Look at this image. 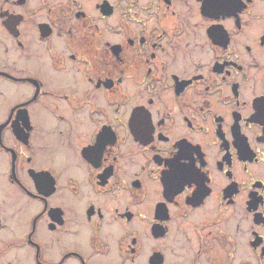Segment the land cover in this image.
<instances>
[{"label":"flooded vegetation","instance_id":"1","mask_svg":"<svg viewBox=\"0 0 264 264\" xmlns=\"http://www.w3.org/2000/svg\"><path fill=\"white\" fill-rule=\"evenodd\" d=\"M0 264H264V0H0Z\"/></svg>","mask_w":264,"mask_h":264},{"label":"rangeland","instance_id":"2","mask_svg":"<svg viewBox=\"0 0 264 264\" xmlns=\"http://www.w3.org/2000/svg\"><path fill=\"white\" fill-rule=\"evenodd\" d=\"M172 261L175 262V259H173Z\"/></svg>","mask_w":264,"mask_h":264}]
</instances>
